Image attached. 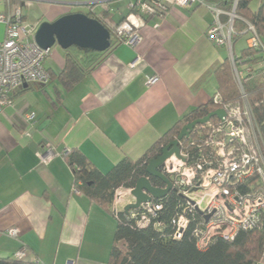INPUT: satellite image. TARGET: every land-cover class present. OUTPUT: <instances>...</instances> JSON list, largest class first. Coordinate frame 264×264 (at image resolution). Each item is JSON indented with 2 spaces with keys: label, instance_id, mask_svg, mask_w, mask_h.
Returning <instances> with one entry per match:
<instances>
[{
  "label": "crops",
  "instance_id": "1",
  "mask_svg": "<svg viewBox=\"0 0 264 264\" xmlns=\"http://www.w3.org/2000/svg\"><path fill=\"white\" fill-rule=\"evenodd\" d=\"M20 1L0 0V16ZM263 2H252V10ZM63 15L53 12L49 22ZM118 18L117 23L135 25L137 43L110 49L69 91L57 77L66 52L54 47L46 68L57 78L14 93L0 115V258L16 259L25 251L21 261L31 263L108 264L119 227L114 211L124 212L134 198L119 189L122 199L106 209L73 192L75 177L66 157L45 164L39 153L48 147L79 151L105 175L124 159L141 160L185 115L218 95L214 72L229 51L210 41L213 16L207 8L172 5L162 20H148L128 5ZM5 33L0 23V44ZM238 40L245 41L241 52L248 48V36ZM155 76L160 81L148 86ZM29 115L34 119L26 122ZM11 229L19 230L17 238L8 235ZM258 264H264V251Z\"/></svg>",
  "mask_w": 264,
  "mask_h": 264
},
{
  "label": "built area",
  "instance_id": "2",
  "mask_svg": "<svg viewBox=\"0 0 264 264\" xmlns=\"http://www.w3.org/2000/svg\"><path fill=\"white\" fill-rule=\"evenodd\" d=\"M11 1V0H8ZM65 5H79L82 0H48ZM118 0H89L84 3L91 7V16L102 18L93 7L101 6L104 14L110 13L109 4ZM233 2L231 11H225L219 6L210 5L203 0H135L129 4L131 11L141 14L144 19L162 20L167 15L170 6L188 8L193 5H202L213 16V23L208 30V37L217 47H225L229 51L234 80L241 92L242 100L235 104H223L219 95L213 99L226 111L224 120L209 122L199 129L200 143L199 160L195 165L188 166L178 160L183 167L179 170L169 166V161L163 167L164 171L173 176L174 186L187 198L195 193L206 190L200 201L189 203L185 212L200 209L206 201L203 216L212 215L206 227L195 231L198 246L206 249L215 237L233 240L240 230H255L264 227L262 214L264 213V122L259 124L253 114L244 90V83L248 75L255 74L258 69L264 70V59L257 66L246 63L240 55L234 53V36L237 35L235 21L244 22L247 27L242 35L248 36V48L261 50L264 56V42L256 28L236 15V6L239 0H226ZM223 18H226L224 21ZM0 23L6 27L5 39L0 44V115L9 104L10 97L27 86H46L51 82V75L46 68L51 50L42 49L35 41L38 27L29 25L24 19L22 9L15 6L8 13L0 16ZM110 24L109 22H107ZM114 26V37L119 44L134 45L140 40L135 25L125 20ZM158 27V25H157ZM264 73V72H263ZM160 81L155 76L147 81L148 86H154ZM26 122L33 121L34 116L29 115ZM191 145H195L192 143ZM70 151L57 153L53 148L39 153L41 161L50 163L58 156L66 157ZM183 157L189 158L188 153L182 151ZM147 177V176H145ZM149 178V177H148ZM244 187L249 188L244 192ZM133 189L127 190L131 196ZM73 192L80 194L79 188L74 185ZM115 196V202L122 199L121 195ZM190 200V199H189ZM163 209L162 204L154 202L143 205L141 214L130 211L129 217L135 219L137 228H145L151 223V218L156 217ZM115 210V217L118 220ZM206 219V218H205ZM177 230L175 238L180 239L188 226L187 218L182 215L174 222ZM214 229L210 235L211 228ZM8 235L17 238L18 229H11ZM25 251L16 255V259H23Z\"/></svg>",
  "mask_w": 264,
  "mask_h": 264
},
{
  "label": "trees",
  "instance_id": "3",
  "mask_svg": "<svg viewBox=\"0 0 264 264\" xmlns=\"http://www.w3.org/2000/svg\"><path fill=\"white\" fill-rule=\"evenodd\" d=\"M218 1V6L223 10H232V1ZM253 1L239 0L235 12L238 17L256 28L264 42V2L257 11H253L251 8ZM88 16L97 19L112 32V47L110 49L119 44L114 37L115 28L107 23L106 15L101 19ZM123 21L125 20L121 22ZM235 27L237 35L234 36V43L243 36L247 25L236 20ZM65 52L66 66L57 77L68 91L80 83L84 76L93 70L107 53H97L78 48H71ZM240 56L251 66H257L264 59L261 50L249 48L243 50ZM263 72V69L256 70L255 74L247 76L244 83L248 103L259 124L264 122V81H259L260 76L264 77ZM214 74L218 82V95L222 98L223 104L240 102L242 95L234 80L230 59L228 58L220 65ZM50 75L51 80L57 78L54 74L50 73ZM219 108L220 106L216 105L212 99L209 104L192 110L165 134L141 160L133 162L124 159L110 173L105 175L94 168L82 153L70 151L66 158L74 172V185L79 188L82 194L100 203L106 209L112 207L117 191L119 189H133L140 178L147 176V167L150 161L161 156L162 149L179 136L185 125L203 119ZM217 121H219L218 118H213L210 122L215 123ZM201 126L195 128L189 139L181 143V150L189 155L186 161L188 166L195 165L199 160L197 145L201 140L199 134ZM192 143L195 145H191ZM164 173L174 184L173 176L165 171ZM151 181L157 187L165 186L158 179L152 178ZM174 188L176 190L172 191L166 199L154 201L155 204H162L163 209L156 217L151 218V223L145 228H137L135 219H131L126 213L119 212L117 214L119 227L115 233V244L108 264H258L260 262L264 251V227L249 231L240 230L233 240L215 237L206 249L199 248L195 231L200 227L205 229L206 219L198 209L185 212L190 201L177 187L174 186ZM243 190L247 192L249 188L244 187ZM135 213L140 215L141 211H135ZM182 215L187 218L189 223L182 237L176 239L177 227L174 222ZM262 220L264 224V213ZM121 245L125 246L126 250H122ZM0 264L40 263L0 258Z\"/></svg>",
  "mask_w": 264,
  "mask_h": 264
},
{
  "label": "water",
  "instance_id": "4",
  "mask_svg": "<svg viewBox=\"0 0 264 264\" xmlns=\"http://www.w3.org/2000/svg\"><path fill=\"white\" fill-rule=\"evenodd\" d=\"M54 2L56 3V1ZM35 41L44 50L59 46L64 51L78 48L104 53L112 47V32L97 19L88 15L66 14L54 22H43L37 29ZM24 88H28V86L26 85ZM226 116L225 110L218 109L203 119L185 125L179 136L162 149L161 156L150 161L147 167V177L140 178L131 192L135 203L128 205L124 213L129 214L130 211L142 210L143 205L155 200H164L172 191H175L173 182L162 171L166 162L176 157L185 163L186 159L182 155L181 143L189 139L198 126L209 123L213 118L224 120ZM152 178L162 181L165 187L155 186L151 181ZM199 211L203 214L201 210ZM211 216L205 217L207 222Z\"/></svg>",
  "mask_w": 264,
  "mask_h": 264
},
{
  "label": "rangeland",
  "instance_id": "5",
  "mask_svg": "<svg viewBox=\"0 0 264 264\" xmlns=\"http://www.w3.org/2000/svg\"><path fill=\"white\" fill-rule=\"evenodd\" d=\"M132 1V0H131ZM129 0H118L117 2H111L109 4L110 7V13H105L103 12L101 6H96L93 7L95 9V12L97 14H101V15H106V19L107 21L111 24V25H115L117 24V22L119 21L118 18V13L119 12H124V10H126V8L128 7V5L130 4ZM89 2V0H82L78 3H80L79 5H65L63 3H50V2H45V1H41V0H22L19 2L20 8L22 9V12L24 14V16H26V23L29 25H32L31 23L34 22V19H36L37 21H41L43 22H49V16L50 14H52L53 12H65L66 14H75V13H81V14H85V15H91L90 10L91 7L88 5H84V3ZM255 4L258 2V0H254L253 1ZM252 4V8L254 9L255 4ZM119 11V12H118ZM59 19V17H58ZM245 45V41H236L234 43V53L236 55L241 53L242 48H244ZM56 47V46H55ZM59 47V46H58ZM54 48V47H53ZM52 48V49H53ZM259 81L263 82L264 81V77H259ZM169 166L171 165H176L177 167L181 166L182 164L176 160L173 159L171 161H169L168 163ZM121 191L118 192V195H122V193H120ZM206 194V190L204 192L198 193L196 195H190V197H188V199H190L189 201L191 203H193V201L195 202V199H197L198 201L201 200L202 197H204ZM206 207V201L203 202L200 206V210L203 211V209H205ZM214 229L211 228V231ZM213 231L210 233V235H213ZM122 250H126L125 246L121 245L120 246Z\"/></svg>",
  "mask_w": 264,
  "mask_h": 264
},
{
  "label": "bare ground",
  "instance_id": "6",
  "mask_svg": "<svg viewBox=\"0 0 264 264\" xmlns=\"http://www.w3.org/2000/svg\"><path fill=\"white\" fill-rule=\"evenodd\" d=\"M182 167H183V165H181V166H179V167L172 165V168H175L176 170H179V169H181Z\"/></svg>",
  "mask_w": 264,
  "mask_h": 264
}]
</instances>
